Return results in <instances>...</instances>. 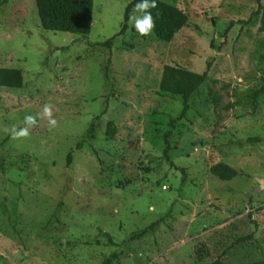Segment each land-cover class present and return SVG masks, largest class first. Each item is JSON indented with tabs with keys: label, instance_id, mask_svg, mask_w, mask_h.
I'll return each instance as SVG.
<instances>
[{
	"label": "rangeland",
	"instance_id": "obj_1",
	"mask_svg": "<svg viewBox=\"0 0 264 264\" xmlns=\"http://www.w3.org/2000/svg\"><path fill=\"white\" fill-rule=\"evenodd\" d=\"M129 1L93 0L78 34L43 29L34 0H0V66L23 75L21 88L0 87V264L264 258V95L252 99L264 0H162L188 15L168 42L128 21L116 35ZM165 64L207 70L184 117L180 96L159 92ZM45 104L51 131L46 117L26 138L4 131ZM219 161L238 175L210 174Z\"/></svg>",
	"mask_w": 264,
	"mask_h": 264
},
{
	"label": "trees",
	"instance_id": "obj_2",
	"mask_svg": "<svg viewBox=\"0 0 264 264\" xmlns=\"http://www.w3.org/2000/svg\"><path fill=\"white\" fill-rule=\"evenodd\" d=\"M34 1L40 25L43 29L78 34H88L90 32L93 0ZM136 2L137 0H130L127 3L123 24L116 35L120 34L127 27L129 13ZM157 5L156 8L150 10L155 20V27L152 31L159 40L168 42L186 25L188 15L178 6L162 0H157ZM257 13L260 15L258 30L264 32V3L259 5ZM116 35L99 44L109 46ZM207 67L209 68V64ZM206 78L207 70L197 73L179 65L165 64L159 79V92L180 96L182 99L180 117H184L190 107L188 102L190 96L197 91ZM22 85L23 75L19 68L0 66V87L21 88ZM259 95H264V76L261 77V84L253 91L252 99L256 100ZM114 130L113 123L109 121L107 123L108 135H112ZM93 136L94 128L90 124L84 137L92 138ZM258 140H260L259 137H249L246 139L247 142ZM81 145L82 143L80 142L77 145L78 148H81ZM71 157L72 154L68 153V164L71 162ZM209 172L224 181L231 180L238 175V171L224 161L212 164L209 167ZM146 230V228L141 229L137 235L144 234ZM113 258H116L115 254L104 258L101 264H110ZM204 264H264V258L239 262H226L217 258Z\"/></svg>",
	"mask_w": 264,
	"mask_h": 264
},
{
	"label": "clouds",
	"instance_id": "obj_3",
	"mask_svg": "<svg viewBox=\"0 0 264 264\" xmlns=\"http://www.w3.org/2000/svg\"><path fill=\"white\" fill-rule=\"evenodd\" d=\"M157 0H137L134 4L132 12L129 13L128 22L141 36L149 35L155 27V20L151 9L156 8ZM139 13V15H137ZM37 117L47 118L48 128L51 131L57 127V121L52 117L51 105L45 104L43 112L37 115H25L23 127L17 128L13 125L10 129L5 127L4 131L11 135L13 140L26 138L30 134V129L37 125Z\"/></svg>",
	"mask_w": 264,
	"mask_h": 264
},
{
	"label": "water",
	"instance_id": "obj_4",
	"mask_svg": "<svg viewBox=\"0 0 264 264\" xmlns=\"http://www.w3.org/2000/svg\"><path fill=\"white\" fill-rule=\"evenodd\" d=\"M263 141H264V137H263ZM255 180L257 181L259 188L264 189V177H255Z\"/></svg>",
	"mask_w": 264,
	"mask_h": 264
},
{
	"label": "crops",
	"instance_id": "obj_5",
	"mask_svg": "<svg viewBox=\"0 0 264 264\" xmlns=\"http://www.w3.org/2000/svg\"><path fill=\"white\" fill-rule=\"evenodd\" d=\"M227 120H229V119H227Z\"/></svg>",
	"mask_w": 264,
	"mask_h": 264
}]
</instances>
